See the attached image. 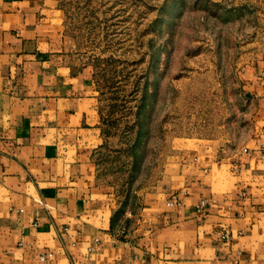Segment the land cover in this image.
Segmentation results:
<instances>
[{
    "label": "crops",
    "instance_id": "0c3cea01",
    "mask_svg": "<svg viewBox=\"0 0 264 264\" xmlns=\"http://www.w3.org/2000/svg\"><path fill=\"white\" fill-rule=\"evenodd\" d=\"M238 85L217 127L193 118L155 176L116 182L60 0H0V264H264V48Z\"/></svg>",
    "mask_w": 264,
    "mask_h": 264
},
{
    "label": "rangeland",
    "instance_id": "374dc122",
    "mask_svg": "<svg viewBox=\"0 0 264 264\" xmlns=\"http://www.w3.org/2000/svg\"><path fill=\"white\" fill-rule=\"evenodd\" d=\"M60 3L100 87L102 174L132 187L160 170L179 128L211 115L217 127L223 102L243 100L239 66L264 48V0Z\"/></svg>",
    "mask_w": 264,
    "mask_h": 264
},
{
    "label": "built area",
    "instance_id": "2783aa9c",
    "mask_svg": "<svg viewBox=\"0 0 264 264\" xmlns=\"http://www.w3.org/2000/svg\"><path fill=\"white\" fill-rule=\"evenodd\" d=\"M202 205L204 204V201H202V203H201ZM224 236H227L226 234L224 235Z\"/></svg>",
    "mask_w": 264,
    "mask_h": 264
}]
</instances>
